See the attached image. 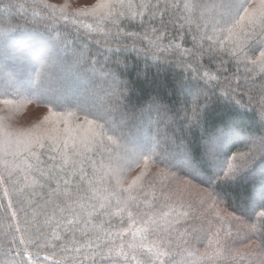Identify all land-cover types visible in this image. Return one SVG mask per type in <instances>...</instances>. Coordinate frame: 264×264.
Listing matches in <instances>:
<instances>
[{
	"label": "snow or ice",
	"instance_id": "1",
	"mask_svg": "<svg viewBox=\"0 0 264 264\" xmlns=\"http://www.w3.org/2000/svg\"><path fill=\"white\" fill-rule=\"evenodd\" d=\"M36 6L56 23L69 19L67 3L59 14L47 0ZM165 15L180 29L188 27L199 58L220 57L223 65L225 57L237 62L243 57L264 72V0H97L90 9L77 10L97 25L96 30L85 25L87 39L97 44L113 28V35L123 33L125 20L159 17L165 27ZM45 27L47 39L33 31L22 45L12 35L17 26L0 29V111L5 113L0 116V253L12 264H41L45 249L59 255L53 264H173L178 254L186 255L184 264H249L264 254L257 242H264V134L245 137L246 150L232 152L229 138L238 131L220 130L199 161L186 150L174 156L162 120L150 112L129 116L126 88L114 74L106 73L102 82L69 78L59 54L60 45L67 50V38ZM165 36L149 24L143 39L160 47ZM35 47L39 55H33ZM187 55L197 53L180 50V57ZM94 62L83 49L74 50L73 67ZM187 67L199 76L198 67ZM207 76H199L205 85L211 83ZM25 78L27 86L21 87ZM101 84L108 93L103 105L96 96ZM32 103L46 106L44 122L62 124L66 135L38 134L39 126L16 128L8 122L15 109ZM256 103L264 113V91ZM193 123H199L195 110ZM79 130L85 134H71ZM258 159L259 177L252 167ZM131 172L136 175L128 181ZM242 178L254 187L237 207L220 189ZM233 219L246 220L256 237L243 249L234 247L228 227ZM193 220L199 224H189ZM201 232L212 237L203 253L196 248Z\"/></svg>",
	"mask_w": 264,
	"mask_h": 264
},
{
	"label": "trees",
	"instance_id": "2",
	"mask_svg": "<svg viewBox=\"0 0 264 264\" xmlns=\"http://www.w3.org/2000/svg\"><path fill=\"white\" fill-rule=\"evenodd\" d=\"M47 2L57 6V13L59 7L67 3L65 14L69 19L61 20L59 23L49 20L36 6L39 0H0V29L17 26V31L12 35L16 37L17 44L22 45L25 34L33 31L47 39L49 29L45 25H51L55 35L67 38V50L63 45L59 46V54L67 65L64 69L67 76L87 77L93 82L97 80L102 82L108 79L106 73L114 74L117 81L126 88L127 97L124 103L129 116L139 117L145 111L144 113L150 112L154 119L162 120L160 127L166 129L168 136L174 141L173 147L169 149L174 156L186 150L194 161H199L209 139L220 130L238 131L239 136L229 139L232 152L246 150L242 144L245 137L264 134V113H261L260 106L256 103L261 91H264V72H260L256 66L247 64L243 57L239 62L225 57L226 62L223 65L220 57L199 58L200 50L195 47L188 27L180 29L167 15L163 17L165 27L161 26L159 17L155 20L145 18L143 22L139 19L125 20L121 24L123 33L118 36L113 35L116 32L113 28L108 33L107 39H101L100 44H97L94 40L87 39L85 35L88 32V28L85 27L87 24L96 30L97 25L94 20L90 16H77V10L90 9L97 0H47ZM81 20L84 23H79ZM149 24L166 33L160 47L149 45L143 39ZM125 33H133V35L127 36ZM170 43L171 47L167 51H161L162 47ZM77 48L83 49L86 55L94 56L95 62L80 68L73 67V52ZM181 49L195 51L197 56L187 55L182 58ZM32 51L33 55H39L41 49L35 47ZM201 59L202 63H200ZM188 64L198 67L199 76L207 72L208 76L205 79L210 80L211 83L205 85L204 79L194 76L187 67ZM229 81H231L230 88L227 87ZM27 83L28 80L25 78L21 87L27 86ZM232 89H235V94ZM96 96L97 103L102 105L108 103V93L102 84L98 85ZM236 101L240 103L237 104ZM194 110L199 113V123H193ZM174 112H176L175 120L172 118ZM3 115L5 113L0 111V116ZM46 115H48L46 106L26 104L15 109L8 122L16 128L39 126L38 134L47 131L49 135H66L62 131V124L56 125L52 121L45 123L43 117ZM166 121H170L171 124L165 125ZM71 134L83 136L85 133L79 130ZM260 164L261 161L258 159L252 165L256 169L257 177L260 174L257 173L260 171ZM151 171L155 172L156 169L152 168ZM135 175L136 172L129 173L128 181ZM179 179L183 180L184 177L181 176ZM253 187L254 183L250 178H242L236 183L222 187L220 191L229 204L239 207L251 194ZM0 202H4L2 190H0ZM221 207L223 208L224 205ZM2 216L3 212L0 211V217ZM2 223L3 221L0 220V224ZM189 224L198 225L199 221H189ZM246 224L247 221L244 219H233L228 224L234 233L235 248L243 249L245 244L256 239L248 231ZM211 240L212 237L208 233H200V241L196 244L200 253L205 251ZM257 242L261 244V248H264V242L259 240ZM207 250L213 251L211 247ZM45 255L51 259L44 260ZM59 259V255L52 257L51 250L45 249L41 253V264H53L54 260ZM185 260L186 255L178 254L173 264H184ZM0 264H12L11 257L0 253ZM249 264H264V254H257L255 258L250 259Z\"/></svg>",
	"mask_w": 264,
	"mask_h": 264
},
{
	"label": "rangeland",
	"instance_id": "3",
	"mask_svg": "<svg viewBox=\"0 0 264 264\" xmlns=\"http://www.w3.org/2000/svg\"><path fill=\"white\" fill-rule=\"evenodd\" d=\"M61 51L63 52V50H60V52H61ZM142 112H143V111H142ZM144 112H145V111H144ZM144 112H143V113H144ZM172 118H173V120H175V118H176V112L173 113ZM170 124H171L170 121H166V122H165V125H170ZM215 135H216V134H215ZM215 135H213V136H215ZM213 136H212V137H213ZM231 138H232V137H230L229 139H231ZM181 140H182V139H180V141H181ZM257 173H260V171H258Z\"/></svg>",
	"mask_w": 264,
	"mask_h": 264
}]
</instances>
